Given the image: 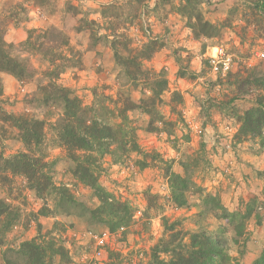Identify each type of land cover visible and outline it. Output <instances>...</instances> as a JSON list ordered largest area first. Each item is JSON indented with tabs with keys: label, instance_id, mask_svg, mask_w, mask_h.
Returning a JSON list of instances; mask_svg holds the SVG:
<instances>
[{
	"label": "rangeland",
	"instance_id": "1",
	"mask_svg": "<svg viewBox=\"0 0 264 264\" xmlns=\"http://www.w3.org/2000/svg\"><path fill=\"white\" fill-rule=\"evenodd\" d=\"M65 1L46 0L44 4L38 0H0V29L5 30L4 39L13 45L14 54L33 70L31 77L23 81L13 77L16 81L13 84L0 78V109L16 116L29 113L45 123L42 144L33 153L49 165L54 185L67 188L76 202L75 206L61 208L54 193L38 198L21 177H14L10 186L0 187V199L18 208L21 215L19 227H14L0 245V262L8 247L15 248L33 239L40 230L45 240L67 251L70 263L64 264H92L95 262L92 236L112 233L106 224L90 214L98 207V201L73 176L75 163L59 146L61 106H46L36 101L37 85L47 82L42 73L49 68L50 56H44L43 51L47 48L52 52H67L55 45L54 35L36 40L38 33H35L31 46H24L29 31L34 30H26L24 26L26 39L22 42L12 43L14 35L6 37L9 30L21 29L20 24L31 13L45 20L55 17L53 22L63 18L69 30L84 31L89 50L98 46L110 49L114 63L110 73L114 80L108 87L100 86L92 91L95 95H92L91 107L109 108L104 96L120 101L129 98L139 104L150 95L142 77L136 81L127 78L125 66H119L114 59L113 46L121 58L128 60L139 57L138 52L154 41L157 49L151 58H138V63L145 72L161 74L167 81V89L156 108L173 125L163 128L157 122L160 131L150 132V117L134 110L129 117L137 128V142L144 153L106 155L99 160V185L118 202L128 204L132 213L124 228L110 234V241L96 262L155 264L151 259L152 249L165 237L163 220H167L179 223L183 231H204L223 237L233 260L252 264L264 249V128L263 139L237 135L238 117L256 107L259 100L264 107V90L253 81L264 75V57H261L264 55V2L201 0L198 10L203 19L221 28L215 37L195 38L187 27V19L179 14L184 4L181 0H156V6L155 0H102L103 5L93 9L99 12L96 21L92 18L95 15L90 16L85 10L86 5L82 3L85 0ZM153 15L158 19L155 26L149 22ZM53 28L68 36L67 29L54 25L35 30ZM40 42L44 43L40 51L32 48ZM71 47L82 58L81 51ZM215 47L223 48L231 57L230 71L224 76L214 73L208 62L209 53ZM75 58L76 55L71 65L76 62ZM128 65L127 69L133 70ZM71 69L74 68H67L64 74ZM82 103L87 101L83 99ZM19 152L25 149L17 138V130L0 122V154L7 158ZM167 167L203 189L202 197L187 194L185 207L174 205ZM204 194L217 196L230 213L251 212L250 218L244 221L242 233L235 232L229 220L205 211L209 206L202 202ZM41 211L43 216L39 215ZM161 258L167 259L164 255ZM55 264H61L58 257Z\"/></svg>",
	"mask_w": 264,
	"mask_h": 264
},
{
	"label": "trees",
	"instance_id": "2",
	"mask_svg": "<svg viewBox=\"0 0 264 264\" xmlns=\"http://www.w3.org/2000/svg\"><path fill=\"white\" fill-rule=\"evenodd\" d=\"M38 1L45 4L46 0ZM260 1L264 2V0ZM181 2L184 4L179 9V14L187 19V27L195 38H212L219 33L221 27L205 21L198 10L201 0H181ZM35 33H38L36 40L54 35L57 40L55 45L61 46L67 52V54L52 52L47 48L43 51L44 56H50L49 68L42 73L47 82L37 85V100H35L41 101L46 106L50 104L61 106L63 114L62 128L58 133L59 146L64 150L66 157L75 163L73 176L82 186L91 190L98 201V207L90 211V214L96 221L106 224L109 231L114 233L128 224L132 210L128 204L118 202L99 185V160L106 155L114 157L115 155L125 156L128 153L138 155L144 153L137 142V128L129 117V113L134 110H140L150 117L148 123L150 132L160 131V128L156 126L157 122L163 128L173 125L172 122L165 121L156 108L161 102V94L167 89V81L161 74L145 72L138 63V58L145 60L151 58L157 49L156 43L149 42L138 52L137 55L141 54L139 57L135 56L128 60L121 58L113 46L114 59L119 66H125L124 74L127 78L136 81L142 77L150 95L139 104H135L129 98L120 101V99L114 100L110 96H104L103 99L112 108L100 106L98 110L91 106H83L82 101L69 88L58 83L60 76L67 68L81 66L80 53L76 51L73 53L68 36L54 28L50 31L34 29L29 31L24 46H31V38ZM4 36L5 30L0 29V73L11 75L18 81L30 78L33 70L25 60L14 54L13 45L7 43ZM43 45L44 43L40 42L34 44L32 48L40 51ZM75 55L76 62L71 65ZM128 64L132 65L133 70L127 69ZM234 77L237 78V75ZM253 81L254 85L264 90V75ZM251 83L248 82V84ZM0 122L17 130V138L25 149V152H19L7 158L0 154V187L10 186L14 177H21L25 180L26 187L36 197L43 198L54 193L61 208L75 206L76 202L69 190L54 185L48 172L49 165L42 157L33 153V150L42 144L45 123L29 113L16 116L2 109H0ZM238 122L240 123L237 135L239 138L263 139L262 101H257L256 107L240 115ZM166 177L171 200L177 207L187 205V194H198L202 197L203 189L197 187L186 176L171 172L170 167L166 168ZM202 202L206 207L209 206L206 212L215 213L222 220H229L238 234L242 233L244 221L251 215V212H228L219 198L210 194H204ZM39 215L44 214L41 211ZM20 218L18 208L0 199V245L4 243L7 234L21 224ZM178 226L177 222L168 223L167 220H163L165 237L159 239L152 249L151 259L155 264H239L228 255L227 242L223 237L212 236L204 231H183ZM39 232L40 230L36 237L20 243L15 248L8 247L3 254L1 264H55L56 257L61 264L70 263L67 251L53 241L45 240ZM161 255L167 259H162ZM252 264H264V249Z\"/></svg>",
	"mask_w": 264,
	"mask_h": 264
},
{
	"label": "crops",
	"instance_id": "3",
	"mask_svg": "<svg viewBox=\"0 0 264 264\" xmlns=\"http://www.w3.org/2000/svg\"><path fill=\"white\" fill-rule=\"evenodd\" d=\"M65 2H63L62 4H64ZM82 3L86 5L85 10L90 14V16L95 15V17L92 18L96 21L97 16L99 17V12L93 9H96L97 7L103 5L102 0H91V1L85 0ZM156 3L157 2L155 0V6ZM88 7L89 9L87 10ZM59 12L61 13V11ZM52 18L53 17H50L48 20L47 19L45 20V18H40L35 14L32 15L31 13H29L28 20L20 24L21 29L13 28L12 30H9L8 31L9 35L7 34L6 37L10 35H14L12 43L22 42L23 40L26 39L25 33L23 31L24 28H22L23 26L25 27L26 30L44 28V26L47 25L49 26L54 25L59 29H67L68 37H70L69 38L70 45L75 47L78 51H81L82 53L81 66L71 69L70 72L61 75V79H65V80L63 81L59 79V81L61 83L64 82L62 83V85L69 88L73 92V94L81 101H83V99L87 101V103L83 104V106H86L87 104L91 106L93 100L92 91L100 86L108 87V85H111L112 80H114L113 75H111L110 73L114 67L111 51L107 47H102V46H98L97 48L94 49L92 48L89 50L88 40L86 41V38L84 36L85 35L84 31L69 30V28H66L65 24L62 22L63 18H61L60 22H53L55 17L53 19ZM156 21H158V19L155 18V15H153V17L149 19V22L152 23L153 26H155ZM83 39H85V41ZM164 56L165 54L163 55V57ZM190 69L194 70L197 68L190 67ZM0 78L3 80V82H11V84H13L15 81L13 77L2 73H0ZM223 195H225V193L222 194V196ZM231 199L232 198H230V200ZM252 259H254V257L249 260V263L252 261Z\"/></svg>",
	"mask_w": 264,
	"mask_h": 264
},
{
	"label": "built area",
	"instance_id": "4",
	"mask_svg": "<svg viewBox=\"0 0 264 264\" xmlns=\"http://www.w3.org/2000/svg\"><path fill=\"white\" fill-rule=\"evenodd\" d=\"M213 50H215L216 52L215 55H209L208 57L209 65L214 73L221 74L222 76H224L226 73H228V71H230L232 64L231 57L227 55L224 49L221 47H215L213 48ZM261 57H264V55L261 54ZM225 61H227V63H225ZM110 234L113 235L112 233ZM110 234L104 232L92 236L95 243V250H94L95 262H93L92 264H98L96 261L100 259V257L103 254V250L105 249L106 245L109 243L111 236Z\"/></svg>",
	"mask_w": 264,
	"mask_h": 264
},
{
	"label": "clouds",
	"instance_id": "5",
	"mask_svg": "<svg viewBox=\"0 0 264 264\" xmlns=\"http://www.w3.org/2000/svg\"><path fill=\"white\" fill-rule=\"evenodd\" d=\"M209 55H215V51H210ZM227 63V61H225Z\"/></svg>",
	"mask_w": 264,
	"mask_h": 264
}]
</instances>
